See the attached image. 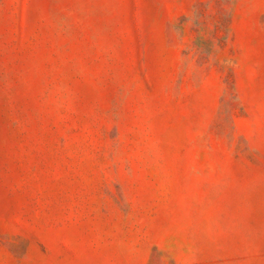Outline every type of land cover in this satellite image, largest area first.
Listing matches in <instances>:
<instances>
[{
  "label": "rangeland",
  "instance_id": "rangeland-1",
  "mask_svg": "<svg viewBox=\"0 0 264 264\" xmlns=\"http://www.w3.org/2000/svg\"><path fill=\"white\" fill-rule=\"evenodd\" d=\"M0 264H264V0H0Z\"/></svg>",
  "mask_w": 264,
  "mask_h": 264
},
{
  "label": "trees",
  "instance_id": "trees-1",
  "mask_svg": "<svg viewBox=\"0 0 264 264\" xmlns=\"http://www.w3.org/2000/svg\"><path fill=\"white\" fill-rule=\"evenodd\" d=\"M199 47L203 50V52H208L209 51V44L205 43H198Z\"/></svg>",
  "mask_w": 264,
  "mask_h": 264
}]
</instances>
